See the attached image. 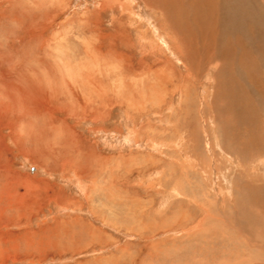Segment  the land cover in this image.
Masks as SVG:
<instances>
[{"label":"rangeland","instance_id":"374dc122","mask_svg":"<svg viewBox=\"0 0 264 264\" xmlns=\"http://www.w3.org/2000/svg\"><path fill=\"white\" fill-rule=\"evenodd\" d=\"M149 3L0 0V264H264V106Z\"/></svg>","mask_w":264,"mask_h":264},{"label":"bare ground","instance_id":"6f19581e","mask_svg":"<svg viewBox=\"0 0 264 264\" xmlns=\"http://www.w3.org/2000/svg\"><path fill=\"white\" fill-rule=\"evenodd\" d=\"M153 1L155 4L159 3L161 11L164 12L163 15L169 19L167 21L169 25L171 24L170 27L175 30L177 38L181 41L183 47L174 45L177 51H179L178 48L180 51L182 50L180 54L187 61V64L190 66L192 64V67L197 68L204 61L208 65L216 62L219 66L215 75V95L223 96V99L221 96L220 99L223 100L226 109L229 111L227 114L231 115L232 120L237 119L239 121V125L238 123L233 125L235 127L232 131L238 139L234 136L236 141L234 139V141H230L238 143L240 150L242 147L246 150L248 145L244 147L243 141L239 138L242 139V136H246L248 131L249 134L251 132L254 134L253 129L257 132L260 131L258 125L261 123L258 119L261 113L260 105L264 106V0ZM212 56L215 58L213 57V59ZM254 95H256L257 101H253ZM242 112L251 114L252 117L249 118L246 114L249 119L244 118V116L243 119ZM225 127L223 126L224 129ZM224 133L226 136V132ZM261 135L264 136V130ZM225 136L222 138L226 141L228 138ZM249 142L247 143L249 144ZM262 143L263 141L260 140V144ZM242 150L240 152L243 153ZM254 245L256 248L261 247L260 249L264 250V245L261 243Z\"/></svg>","mask_w":264,"mask_h":264}]
</instances>
